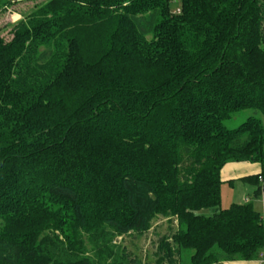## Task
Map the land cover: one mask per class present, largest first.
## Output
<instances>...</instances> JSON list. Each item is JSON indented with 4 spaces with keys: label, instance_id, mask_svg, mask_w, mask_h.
<instances>
[{
    "label": "trees",
    "instance_id": "trees-1",
    "mask_svg": "<svg viewBox=\"0 0 264 264\" xmlns=\"http://www.w3.org/2000/svg\"><path fill=\"white\" fill-rule=\"evenodd\" d=\"M43 1L0 37V264H137L109 245L158 217L154 264L257 259L260 214L220 206L227 163L264 189V0Z\"/></svg>",
    "mask_w": 264,
    "mask_h": 264
},
{
    "label": "rangeland",
    "instance_id": "rangeland-1",
    "mask_svg": "<svg viewBox=\"0 0 264 264\" xmlns=\"http://www.w3.org/2000/svg\"><path fill=\"white\" fill-rule=\"evenodd\" d=\"M11 2L10 7L5 12H0V37L4 38L6 41L11 38L12 25L18 22L21 18H24L29 13L35 10L37 6L43 3V0H8ZM175 5L172 7L174 12L178 11V0ZM253 115L252 111H243L237 114L232 120L225 123L227 128H235L240 123H242L247 117ZM262 119L264 126V119L259 114L255 113ZM241 190L243 188H249V185L243 184V188L238 185ZM230 204L227 206L225 201V188L222 192L221 200V210L229 208ZM215 210L205 209L201 210L199 213L203 216H211L215 213ZM169 218L158 217L153 221L151 228L143 233L141 236H138L134 233L126 235L124 237H117L113 239V242L109 245V248L115 250V256L126 257L124 259L125 263H128L130 260L136 261L137 264H154L156 260V252L159 248V240L164 236L171 235L176 229V222L168 221ZM102 240V238H101ZM84 246L86 248V255L90 258H95V248L93 243L86 237L83 236ZM109 259L107 263L111 262Z\"/></svg>",
    "mask_w": 264,
    "mask_h": 264
},
{
    "label": "crops",
    "instance_id": "crops-1",
    "mask_svg": "<svg viewBox=\"0 0 264 264\" xmlns=\"http://www.w3.org/2000/svg\"><path fill=\"white\" fill-rule=\"evenodd\" d=\"M261 172V167L257 163L230 162L221 170V200L222 192L225 188V201L230 204L252 203L253 208L260 214L264 225V189L262 184L249 180ZM243 184L249 188H241ZM257 191H259L258 195ZM227 209V208H226ZM216 264H264V248L257 259L252 261H225Z\"/></svg>",
    "mask_w": 264,
    "mask_h": 264
},
{
    "label": "built area",
    "instance_id": "built-area-1",
    "mask_svg": "<svg viewBox=\"0 0 264 264\" xmlns=\"http://www.w3.org/2000/svg\"><path fill=\"white\" fill-rule=\"evenodd\" d=\"M178 12V11H177ZM261 180V178H259Z\"/></svg>",
    "mask_w": 264,
    "mask_h": 264
}]
</instances>
